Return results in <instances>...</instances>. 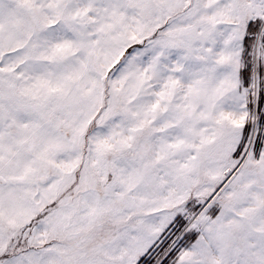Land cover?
<instances>
[{"label": "snow or ice", "instance_id": "obj_1", "mask_svg": "<svg viewBox=\"0 0 264 264\" xmlns=\"http://www.w3.org/2000/svg\"><path fill=\"white\" fill-rule=\"evenodd\" d=\"M0 264H264V0H0Z\"/></svg>", "mask_w": 264, "mask_h": 264}]
</instances>
